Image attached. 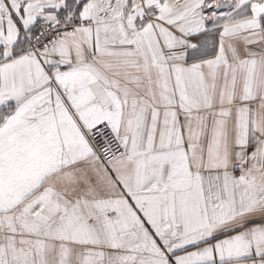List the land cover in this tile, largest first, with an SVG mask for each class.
Masks as SVG:
<instances>
[{
    "label": "snow or ice",
    "instance_id": "6c2138e0",
    "mask_svg": "<svg viewBox=\"0 0 264 264\" xmlns=\"http://www.w3.org/2000/svg\"><path fill=\"white\" fill-rule=\"evenodd\" d=\"M0 264H264V0H0Z\"/></svg>",
    "mask_w": 264,
    "mask_h": 264
}]
</instances>
